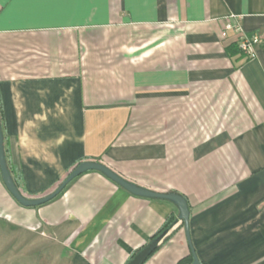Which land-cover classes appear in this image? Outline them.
Segmentation results:
<instances>
[{"label": "crops", "instance_id": "0c3cea01", "mask_svg": "<svg viewBox=\"0 0 264 264\" xmlns=\"http://www.w3.org/2000/svg\"><path fill=\"white\" fill-rule=\"evenodd\" d=\"M0 120L24 197L98 162L183 196L202 264H264V0H0ZM172 216L144 264L192 255L173 204L88 172L25 208L0 171V225L51 264H128Z\"/></svg>", "mask_w": 264, "mask_h": 264}, {"label": "water", "instance_id": "95a60500", "mask_svg": "<svg viewBox=\"0 0 264 264\" xmlns=\"http://www.w3.org/2000/svg\"><path fill=\"white\" fill-rule=\"evenodd\" d=\"M0 171L2 175V179L4 185L6 186L8 192L11 196L15 199V201L25 208H38L44 206L54 199H56L65 189L66 187L73 182L75 179L80 177L81 175L88 173V172H98L107 177L113 183L127 191L133 196L145 198V199H152V200H162V201H169L173 203L179 211V220L183 222L186 234L189 240L190 248L193 255V263L192 264H202L192 247L190 234H189V219H190V210L186 199L176 193H157L153 191H149L142 187H139L135 184L129 183L124 180L122 177L114 173L108 167L102 165L98 162H85L78 165L71 174L67 177V179L51 194L39 198V199H28L24 197L21 192L16 187L11 173L8 169L7 160L5 156V149H4V134L2 131L1 121H0ZM163 239V235L160 236L158 239L151 242L144 250H142L129 264H143L157 249L158 245Z\"/></svg>", "mask_w": 264, "mask_h": 264}, {"label": "rangeland", "instance_id": "374dc122", "mask_svg": "<svg viewBox=\"0 0 264 264\" xmlns=\"http://www.w3.org/2000/svg\"><path fill=\"white\" fill-rule=\"evenodd\" d=\"M41 251L38 241L0 225V264H51Z\"/></svg>", "mask_w": 264, "mask_h": 264}, {"label": "trees", "instance_id": "16d2710c", "mask_svg": "<svg viewBox=\"0 0 264 264\" xmlns=\"http://www.w3.org/2000/svg\"><path fill=\"white\" fill-rule=\"evenodd\" d=\"M232 50L230 49V47H229V52H231ZM241 51V50H240ZM242 52V51H241ZM243 53V52H242ZM244 54V53H243ZM1 121V120H0ZM2 126V125H1ZM3 131V130H2ZM5 156H6V153H5ZM7 160V159H6ZM8 165V164H7ZM8 169H9V171H10V173H11V176H12V178H13V181H14V183H15V185H16V187L18 188V190L20 191V182H19V177H18V175L16 174V173H14L13 172V170L8 166ZM160 201H162V200H160ZM187 201V200H186ZM166 202H169V201H166ZM169 203H171V202H169ZM188 203V202H187ZM171 204H173V203H171ZM174 205V204H173ZM175 206V205H174ZM189 206V205H188ZM176 207V206H175ZM178 210V209H177ZM190 210V209H189ZM177 223H178V220H177V218L176 217H174V216H172V217H170L167 221H166V223H165V225H164V227L162 228V230L157 234V235H155L154 237H153V239H152V242L154 241V240H156V239H158L160 236H162L163 235V239H162V241L160 242V244L158 245V247H157V249L154 251V253L159 249V247H160V245H161V243L167 238V236H168V234L173 230V228L177 225ZM146 248V247H145ZM145 248H143V249H141L140 251H138V252H136L135 254H134V256L132 257V259H131V261L142 251V250H144ZM153 253V254H154ZM152 254V255H153ZM151 255V256H152ZM150 256V257H151ZM149 257V258H150ZM148 258V259H149ZM147 259V260H148ZM146 260V261H147ZM130 261V262H131ZM145 261V262H146ZM193 261H194V259H193V255H191V257L185 262H181V264H192L193 263ZM129 262V263H130ZM144 262V263H145ZM128 263V264H129ZM143 263V264H144Z\"/></svg>", "mask_w": 264, "mask_h": 264}, {"label": "built area", "instance_id": "2783aa9c", "mask_svg": "<svg viewBox=\"0 0 264 264\" xmlns=\"http://www.w3.org/2000/svg\"><path fill=\"white\" fill-rule=\"evenodd\" d=\"M228 29H231L228 26ZM259 37L257 35H247L240 33L238 38V44L240 50L248 57V59H254L257 55L256 47L259 44Z\"/></svg>", "mask_w": 264, "mask_h": 264}]
</instances>
